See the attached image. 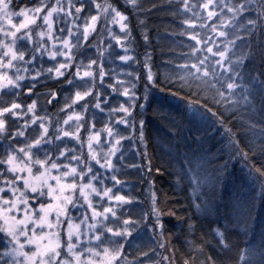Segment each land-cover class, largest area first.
<instances>
[{
	"label": "trees",
	"instance_id": "obj_1",
	"mask_svg": "<svg viewBox=\"0 0 264 264\" xmlns=\"http://www.w3.org/2000/svg\"><path fill=\"white\" fill-rule=\"evenodd\" d=\"M210 1L98 0L102 7L112 6L129 18L130 53H135L132 59L138 63L127 80L136 83L139 96L130 118H124L120 111L123 101L119 90L103 108L105 112L77 98L82 94L77 88H93L102 93L98 100L105 105L114 74L123 73L125 67L117 62L119 56L107 39L97 41L91 37L84 46V41L75 42L73 47L82 48L78 51L75 47L70 69L59 73L63 62L49 55L60 49L49 47L48 36L43 38L34 29L31 40L23 38L26 47L18 52L24 62L18 71L21 74L26 69L28 74L25 79L21 77L26 72L20 75L14 88L0 90V110L8 109L0 118L4 125L0 127V186L15 178L7 157L21 141L19 135L24 128L18 121L20 110L28 112L23 123H31L24 130L31 133L27 138L41 137L42 143L47 141L48 145L57 142L66 118L78 111L84 117V127L93 124L123 139L113 167L91 168L86 174L92 176L94 172L98 187L123 194L131 201L116 208L117 223L132 219L136 225L131 234L140 237L139 242L152 234L153 244L161 251L157 250L161 264L166 263L165 259L168 264H264L263 16H256V8L230 19L225 10L236 7L229 5V0H216L214 8L218 7L219 15L210 18L213 8H204ZM238 1L241 3L237 9L245 10L251 0ZM252 20L258 28L243 33L245 24ZM65 32L63 28L62 38ZM199 42L205 44L197 52ZM226 43L234 44L229 58L242 65L245 74L241 73V77L255 80L246 102H237L236 93L226 92L230 83L236 85V80L214 72L218 59L212 62L214 57L208 52H215L219 45L217 49H222ZM109 47L111 54L107 52L109 58L104 62L109 66L100 73L111 76L101 79L100 73H95L91 79H80L77 73L83 69L76 72L75 62L97 53L93 57L96 64L99 53ZM202 68L206 70L204 78L199 73ZM77 76L79 83H75ZM191 111L195 112L193 117ZM199 112L205 122L199 120ZM33 117L39 121L30 122ZM43 123L49 126L48 136L40 134ZM87 135L83 128L81 139L86 140ZM134 135L135 141L142 139L136 149L131 147ZM66 144L73 146L68 139ZM75 148L78 147H72ZM33 149L35 155L50 164L63 152L58 145L40 151L35 145ZM84 152L79 166L90 160L91 154ZM193 161L200 175L206 176L201 185L190 179ZM121 229V225L114 228ZM151 244L146 237L139 253L150 250Z\"/></svg>",
	"mask_w": 264,
	"mask_h": 264
},
{
	"label": "rangeland",
	"instance_id": "obj_2",
	"mask_svg": "<svg viewBox=\"0 0 264 264\" xmlns=\"http://www.w3.org/2000/svg\"><path fill=\"white\" fill-rule=\"evenodd\" d=\"M215 2L216 0H211L204 7L207 11H210V7L213 8V12L209 13L210 18L219 15L218 7L214 8ZM240 3L238 0L236 2L229 0V5L236 9L225 10L226 15L232 19L234 15L251 13L258 8L259 13L256 16H263L262 23L259 21L263 27L264 0H256V6L253 0L248 1L245 10L237 9ZM254 21L245 24L243 33L249 34L255 31L253 29L258 28ZM63 28H66V34L62 38ZM34 29L39 30V35L43 38L48 36L49 47L54 49L59 47L60 51L49 55L51 59L58 60V63L63 62L58 67L59 73L70 69L74 59L75 42L84 41L82 43L84 46L91 37L97 41L107 39L119 56L117 62L125 67L123 73L114 74L112 86L106 91L105 105L98 100L102 93L94 91L93 88H77L78 91L82 90V94L77 98L84 101L87 106L93 104L94 107L105 112L103 108L111 102L110 100L116 98L119 90L118 96H121L123 101L121 113L124 118L133 115V108L139 96L136 83L127 79L138 62L132 59L136 57L135 53H130L127 15L112 6L102 7L98 0H21V3L19 0H0V90L8 89L9 86L14 88L18 85L20 79L18 77L26 72L21 77L25 79L28 74L26 69L19 74L18 66L24 62V59L18 51L26 47L23 38L32 39ZM68 33L69 37L66 36ZM204 44L199 42L196 51L202 50ZM233 47L234 44L226 43L222 49L216 48L215 52L208 53L214 57L212 62L218 59L215 61L217 69L214 72L236 80V85L230 83L226 92L236 93L237 102H246L252 81L254 84L255 80L241 77V73L245 74L242 72V65L238 66L229 58V53L234 50ZM78 48H82L81 45ZM107 52L110 53V47L99 53L96 64L93 57L97 53L87 54L85 60L80 59L75 62L76 72L83 69L80 74L77 73L79 78L91 79L93 74L107 70L109 63H104L109 58ZM85 68L88 70L85 71ZM185 73L191 77L189 72L185 71ZM199 73L204 78L205 68ZM99 75L101 79L104 75L111 76L109 73ZM79 78L75 83L81 82ZM248 82L250 84L247 85ZM88 97L93 99L89 101ZM114 106L118 108L117 104ZM115 107L112 111L116 109ZM6 110H0V118ZM19 112L18 121L24 128L19 135L21 141H18L20 144L18 143L13 149V154L7 157L8 167L15 178L0 186V264H139L138 262L161 264L159 261L161 251L153 244L152 234L143 239L144 241L148 237V241L152 242L150 250L139 253L143 241L139 242L140 237L136 238L131 234L136 225L134 221L129 218L117 223L119 220L116 208L122 204L128 205L131 201L123 194L112 193L106 188L98 187L95 183L98 179L94 176V172L92 176L86 174L91 168L113 167L115 156L123 145V139L114 136L112 130L106 128V131L99 130L93 124L92 127H84L83 115L73 111L69 115L70 118L67 117L66 122L62 124L57 142L55 140V143L48 145L47 141L42 143L41 137L38 140L33 135L32 140L27 138L26 135L31 133H25L24 130L31 123L27 125L23 122L28 112L23 109ZM97 114L102 113L97 111ZM190 115L193 117L195 112L191 111ZM198 118L201 122H205L202 113L199 112ZM37 119L33 117L29 121L36 123L39 121ZM1 126L4 127L3 118L0 122ZM67 127L70 129L67 130ZM83 128L87 129L86 140L81 139ZM30 129L31 127L28 130ZM40 131L41 135L48 136L49 126L43 123ZM66 139L73 143L72 147L78 148L72 149L66 144ZM135 139L137 135H134L135 143L132 142V149H136L142 141ZM35 145L38 146V151L58 145L63 152L58 157H54L55 161L52 164L45 163L40 156L35 155L33 149ZM84 150L91 154L90 160H84L79 166L81 152L86 154ZM70 161L71 163H66ZM94 163H97L96 166H93ZM84 165L90 167L85 168ZM189 174L194 184L205 183L201 180L206 179V176L200 175V168L195 161L190 164ZM120 225L122 229L115 231L114 228ZM135 255H138L137 259L132 261L131 258H135L133 257ZM165 260L166 263L162 264H168L167 259Z\"/></svg>",
	"mask_w": 264,
	"mask_h": 264
}]
</instances>
